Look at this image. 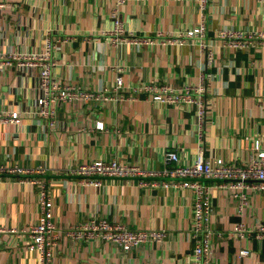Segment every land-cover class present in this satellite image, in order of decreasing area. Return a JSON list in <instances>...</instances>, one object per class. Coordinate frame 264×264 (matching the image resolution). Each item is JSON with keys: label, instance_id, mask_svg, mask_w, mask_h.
I'll list each match as a JSON object with an SVG mask.
<instances>
[{"label": "crops", "instance_id": "0c3cea01", "mask_svg": "<svg viewBox=\"0 0 264 264\" xmlns=\"http://www.w3.org/2000/svg\"><path fill=\"white\" fill-rule=\"evenodd\" d=\"M117 1L0 0V50L39 53L51 41L55 77L100 91L113 89L122 72L123 96L136 83H169L182 90L211 73L204 122L196 105L162 103L147 93L108 102L63 101L53 117L43 116L38 104L45 93L41 67L16 59L0 66V113L16 112L21 118L0 123V162L45 168L39 175L51 190L54 221L62 229L52 264H193L196 193L191 187L139 185L137 177L83 183L69 168L118 158L163 169L176 163L166 162L169 150L178 151L182 163L193 162L201 150L211 159L248 162L253 142L260 140L264 148V45L237 48L225 44L218 31L235 27L264 32V0H210L204 12L198 0H127L119 6ZM114 13L128 32L151 37L206 20L209 45L203 50L194 39L115 45L110 39ZM209 48L216 52L212 65ZM217 181L209 179L214 264H264V237L256 231L234 233L241 222L248 228L264 222V190L248 189L251 202L244 215L230 190ZM40 190L39 183L19 175L0 176V264H40L38 252L27 247L29 229L42 208ZM91 217L131 228L164 229L167 236L126 252L113 241L79 240L66 233L69 225ZM243 247L251 253L240 255Z\"/></svg>", "mask_w": 264, "mask_h": 264}, {"label": "built area", "instance_id": "2783aa9c", "mask_svg": "<svg viewBox=\"0 0 264 264\" xmlns=\"http://www.w3.org/2000/svg\"><path fill=\"white\" fill-rule=\"evenodd\" d=\"M127 0H118L121 5ZM140 1V0H137ZM210 0H198L201 11L204 12ZM117 12L119 8L117 7ZM116 25L110 31V39L115 44L123 42L142 43H186L190 39L199 41L203 50L208 47L206 20L191 29L181 30L175 34H166L161 31L157 36H138L132 31L128 32L119 13H114ZM218 37L224 40L225 44L237 48H247L252 45H264V32H247L240 28L229 27L218 31ZM211 42V41H210ZM52 42H49L47 51L30 53H10L0 50V66L14 64L18 59L20 64L40 66L41 83L45 91L39 99V112L43 116L53 117L57 112L58 104L65 101L82 100L86 103L92 101L108 102L115 99H135L138 94L147 93L154 100L162 103H172L176 106L196 105L201 123L204 122L207 109V98L205 90L209 84L212 74L203 75L199 84H188L182 90L169 83H155L144 81L129 87L130 95L123 96L121 88L124 87L123 73L117 76V84L113 89L87 90L83 87L63 82L55 77L53 66L55 61L51 58ZM207 61L210 65L215 62L216 52L209 48ZM122 70V68H119ZM16 121L21 118L16 112L0 113V123ZM53 122V121H52ZM99 126L103 123L99 122ZM166 162H176L163 169H146L137 163H127L118 158L111 160L99 159L93 162L82 163L77 167L69 168L70 174L80 177L83 183H101L102 177H137L139 185L153 183L164 186L191 187L196 193L194 207V222L191 231L195 241L191 259L193 264H214V235L212 227V215L214 207L211 202L212 184L209 179L218 180L217 186L229 189L236 199H239L238 209L243 214L245 208L250 204L249 188L264 190V148L260 140L253 142L251 159L244 164H231L222 157L211 159L201 150L193 162L182 163L180 155L176 150H169ZM45 172L44 167L25 168L20 165H10L0 162L1 175H19L22 179H28L41 186L40 199L42 208L39 221L29 229L30 239L27 247L39 254L40 264H52L55 248L59 244L62 229L54 221V198L46 180L40 177ZM160 177V179H159ZM152 178V180H151ZM162 178V179H161ZM68 235L75 239H102L113 241L126 252L139 246L141 243L151 241H163L167 236L164 229L131 228L121 222H113L107 218L98 219L91 217L88 220L72 224L65 228ZM253 231L261 238L264 237V222L260 221L254 228H248L245 222L236 227L234 233L244 236L250 235ZM222 236V233H217ZM251 249L243 247L240 255H249Z\"/></svg>", "mask_w": 264, "mask_h": 264}, {"label": "rangeland", "instance_id": "374dc122", "mask_svg": "<svg viewBox=\"0 0 264 264\" xmlns=\"http://www.w3.org/2000/svg\"><path fill=\"white\" fill-rule=\"evenodd\" d=\"M196 41H198V40H196ZM198 43H199V42H198ZM227 190L229 191V189H227ZM234 199L239 203V201H240L239 199H236L235 197H234ZM250 202H251V197H250ZM247 208H248V207L245 208L244 215H245V213H246Z\"/></svg>", "mask_w": 264, "mask_h": 264}]
</instances>
